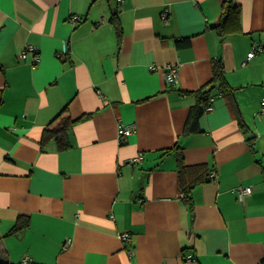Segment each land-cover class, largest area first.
Segmentation results:
<instances>
[{"label":"crops","instance_id":"crops-1","mask_svg":"<svg viewBox=\"0 0 264 264\" xmlns=\"http://www.w3.org/2000/svg\"><path fill=\"white\" fill-rule=\"evenodd\" d=\"M235 1L243 33L223 39L224 0H0V262L264 264V48L248 58L264 47V0ZM219 59L232 93L216 84L187 132L197 99L186 91ZM65 107L81 118L72 146L41 148ZM177 147L216 172L193 188V210ZM239 185L253 188L244 201ZM20 216L29 226L10 233Z\"/></svg>","mask_w":264,"mask_h":264},{"label":"trees","instance_id":"trees-1","mask_svg":"<svg viewBox=\"0 0 264 264\" xmlns=\"http://www.w3.org/2000/svg\"><path fill=\"white\" fill-rule=\"evenodd\" d=\"M222 16L220 21L213 27L217 34L221 38H226L231 35L242 34V8L235 0H224L222 6ZM111 21L115 25L119 37L122 33V27L118 17L117 10L113 11ZM178 47H187L191 43V38H179L176 39ZM218 84L219 89L224 95L232 93V87L227 82L223 73L222 61L216 60L213 64V77L211 81L198 90H187V94H194L196 96V103L191 108V114L189 122L185 128V131H195V125L199 120V117L205 112L206 108L211 104L210 95L212 94L213 88ZM235 111L238 108L234 106ZM67 107H65L49 124L45 129L42 140L41 148L46 143L54 139L59 149H67L72 146L70 140V131L73 125L80 121L81 118L73 119L70 116H64ZM241 125H244L243 122ZM252 139V138H250ZM253 147V144L251 145ZM170 150V148H169ZM177 159V172H178V188L181 192L183 201L193 210V188L199 184L212 179L210 177L211 171L205 166L189 165L185 160V155L182 147H177L176 153ZM29 226V219L20 216L12 227L10 233H18L24 231ZM0 264H8L0 262ZM35 264V263H30Z\"/></svg>","mask_w":264,"mask_h":264},{"label":"built area","instance_id":"built-area-1","mask_svg":"<svg viewBox=\"0 0 264 264\" xmlns=\"http://www.w3.org/2000/svg\"><path fill=\"white\" fill-rule=\"evenodd\" d=\"M166 17H167V15L164 14V18L165 19H166ZM82 19L83 18L81 16H78V15H75V16L72 17V20L75 21V22H80V21H82ZM263 48H264L263 46H255L254 49L251 52H249L248 58H252L255 55L256 51H262ZM32 49H33L32 47L26 48L21 53V58L26 59L27 56H28L29 51L32 50ZM61 53L62 54L67 53V44L66 43L63 44V49H62ZM37 62H39V56L36 54L33 57L32 63L34 65H36ZM244 64H246V62H244L243 65ZM152 69L153 70L154 69L156 70L157 67L156 66H153ZM178 76H179V72H178L176 66H169L167 68V70L165 72V79H166V81H167L168 84H170V85L175 84L176 81H177V79H178ZM213 99H214V97L211 96L210 97V101L212 102ZM260 105H261V109H260L261 112H264V96L260 100ZM210 109H212V105H209L206 108V111H208ZM129 131H130V127L129 126H123V127H121V129H120V136L122 137V136L126 135L127 133H129ZM136 159H138V158H136ZM215 176H216V172L212 170L211 171V174H210V177L213 179V178H215ZM235 190H236V193H237V197H238V199L240 201H244L246 199V197L249 196L253 192V188L250 185H239V186H237L235 188ZM120 237L125 242L126 241H130V239H131V236H130V234L128 232L122 233L120 235ZM30 263H32L30 259L24 258L23 261L20 264H30Z\"/></svg>","mask_w":264,"mask_h":264}]
</instances>
